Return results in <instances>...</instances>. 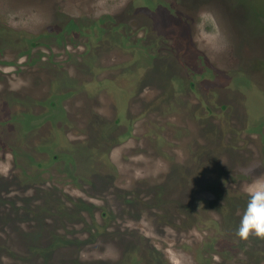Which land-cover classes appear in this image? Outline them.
Segmentation results:
<instances>
[{"label": "rangeland", "instance_id": "rangeland-1", "mask_svg": "<svg viewBox=\"0 0 264 264\" xmlns=\"http://www.w3.org/2000/svg\"><path fill=\"white\" fill-rule=\"evenodd\" d=\"M1 40L0 264H264V0H0Z\"/></svg>", "mask_w": 264, "mask_h": 264}, {"label": "clouds", "instance_id": "clouds-1", "mask_svg": "<svg viewBox=\"0 0 264 264\" xmlns=\"http://www.w3.org/2000/svg\"><path fill=\"white\" fill-rule=\"evenodd\" d=\"M245 192L248 201L236 236L241 241H248L250 238L264 241V175L249 183Z\"/></svg>", "mask_w": 264, "mask_h": 264}, {"label": "trees", "instance_id": "trees-1", "mask_svg": "<svg viewBox=\"0 0 264 264\" xmlns=\"http://www.w3.org/2000/svg\"><path fill=\"white\" fill-rule=\"evenodd\" d=\"M0 43H3V41L1 40V42H0ZM24 98H25V97L23 96V97H22V99H24ZM25 116H26V115H25ZM25 116H24V117H25ZM19 118H20V117H19ZM19 118H18V119H19ZM19 120H20V119H19Z\"/></svg>", "mask_w": 264, "mask_h": 264}]
</instances>
